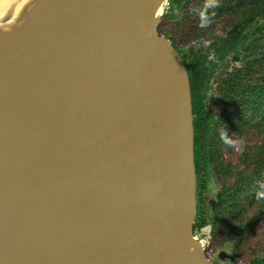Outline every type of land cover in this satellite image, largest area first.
Segmentation results:
<instances>
[{
	"label": "water",
	"instance_id": "1",
	"mask_svg": "<svg viewBox=\"0 0 264 264\" xmlns=\"http://www.w3.org/2000/svg\"><path fill=\"white\" fill-rule=\"evenodd\" d=\"M162 2L49 0L29 60L0 51V264H214Z\"/></svg>",
	"mask_w": 264,
	"mask_h": 264
},
{
	"label": "rangeland",
	"instance_id": "2",
	"mask_svg": "<svg viewBox=\"0 0 264 264\" xmlns=\"http://www.w3.org/2000/svg\"><path fill=\"white\" fill-rule=\"evenodd\" d=\"M224 3L226 0H185L177 6L172 0H168L162 7L160 22L156 28L180 54H187L190 60L201 63L203 57L207 56L205 63H216L214 69L205 66L208 70L204 72L202 89L204 111L212 114L214 120L219 118L218 115L231 111L229 106L219 101L223 81L233 71L245 66L244 54L240 48L226 52L221 60L211 50L209 53L205 51L211 44H216L219 39L224 38L245 13V10L233 7L235 5L231 10L224 9ZM6 19L0 16V23ZM251 75H254V71ZM225 115L222 117L223 121L229 118V115ZM212 128L214 135H217L214 150L210 158L208 155L206 157L207 167L201 177L205 182L203 190L197 189L196 181L195 219L197 222L200 217L202 226L193 234L196 241L203 245L204 256L214 264H253L254 261L264 259V212L255 219L258 208L243 205L236 226L251 224L243 240L238 243L231 239V235L222 232L219 224L214 225L211 215L216 207L219 191L230 187L239 176H246L251 172L252 155L259 147L264 146V130L257 127L249 131H234L227 126L215 124ZM219 138H222V144L217 145ZM262 181L264 182V178ZM259 194L264 200V183Z\"/></svg>",
	"mask_w": 264,
	"mask_h": 264
},
{
	"label": "trees",
	"instance_id": "3",
	"mask_svg": "<svg viewBox=\"0 0 264 264\" xmlns=\"http://www.w3.org/2000/svg\"><path fill=\"white\" fill-rule=\"evenodd\" d=\"M180 6L185 0H172ZM235 5V6H233ZM245 10L242 18L234 24L227 35L219 39L216 44H211L206 52L212 53L223 59L226 52L241 49L244 54L245 66L229 74L223 81L222 91L219 93V101L231 108L226 114L229 118L223 121V115H218L214 120L212 114L204 111L202 103V89L204 86L205 74L208 69L216 68V63H205L207 56L203 57L201 63H196L187 54L179 55L185 65L189 79L193 133H194V164L197 178V189L203 190L205 182L201 179L206 170L207 155L210 158L214 150L213 125L227 126L229 129L249 131L253 128L264 130V0H226L224 9L231 10L233 7ZM260 24H257V22ZM254 26V27H253ZM174 47V46H173ZM175 48V47H174ZM176 49V48H175ZM237 60V58H233ZM254 75H251L253 73ZM256 126V127H254ZM212 129V133H211ZM222 144V138L217 139V145ZM216 146V145H215ZM251 164L253 168L246 176L239 178L228 188H222L216 196V207L212 210L211 219L214 225L219 224V229L236 243L241 242L250 227L251 223L238 225L243 205L256 206L258 208L255 219L264 212V200L260 198L264 178V146L259 147L253 155ZM200 200V199H199ZM201 202V200H200ZM198 217V213L197 216ZM195 219L193 232L200 229L201 219ZM200 220V221H199ZM253 264H264L263 260L254 261Z\"/></svg>",
	"mask_w": 264,
	"mask_h": 264
},
{
	"label": "bare ground",
	"instance_id": "4",
	"mask_svg": "<svg viewBox=\"0 0 264 264\" xmlns=\"http://www.w3.org/2000/svg\"><path fill=\"white\" fill-rule=\"evenodd\" d=\"M47 1L0 0V16L7 18L0 23V51L3 57L14 53L19 62L29 60L35 49L32 41L40 35L38 28L45 22L43 7ZM166 2L163 0L161 7Z\"/></svg>",
	"mask_w": 264,
	"mask_h": 264
},
{
	"label": "flooded vegetation",
	"instance_id": "5",
	"mask_svg": "<svg viewBox=\"0 0 264 264\" xmlns=\"http://www.w3.org/2000/svg\"><path fill=\"white\" fill-rule=\"evenodd\" d=\"M177 50V49H176ZM177 52H178V50H177Z\"/></svg>",
	"mask_w": 264,
	"mask_h": 264
}]
</instances>
